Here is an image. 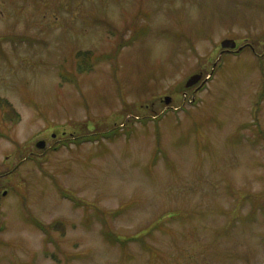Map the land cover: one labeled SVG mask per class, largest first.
Returning <instances> with one entry per match:
<instances>
[{
  "label": "rangeland",
  "instance_id": "rangeland-1",
  "mask_svg": "<svg viewBox=\"0 0 264 264\" xmlns=\"http://www.w3.org/2000/svg\"><path fill=\"white\" fill-rule=\"evenodd\" d=\"M0 99V264H264V0H0Z\"/></svg>",
  "mask_w": 264,
  "mask_h": 264
},
{
  "label": "trees",
  "instance_id": "trees-1",
  "mask_svg": "<svg viewBox=\"0 0 264 264\" xmlns=\"http://www.w3.org/2000/svg\"><path fill=\"white\" fill-rule=\"evenodd\" d=\"M1 101H3V99L1 100L0 99V102ZM5 101V100H4ZM0 105H1V103H0ZM5 105H8L7 106V108H1V109H3V110H8L9 112V114L10 113H13V115H14V117H15V119H16V121H15V123L18 121V115L17 114H14L15 113V111H14V108H12L11 107V105H9V104H7V103H5ZM12 121H14V119L12 118ZM254 126V128L255 129H253L254 130V133L256 134V140H254V143L253 142H251V143H253V144H255V142H257L259 139L258 138H260V139H264V134H263V131H262V129L258 126V124H254L253 125ZM262 137V138H261ZM165 160H166V162L167 163H169V159H167V157L165 156ZM64 192V191H63ZM64 195L66 194V193H63ZM263 195L262 194H257V196H256V200H261V199H263V197H262ZM72 200H73V203L74 202H76V207L77 206H80L79 205V203L77 202V200L76 199H74L73 197H72ZM256 204H258L259 202H255ZM263 203H259L258 204V206H261L262 208H263ZM239 208H236V207H233L232 208V210H231V212H228L229 213V215L228 216H226V219H227V221H226V223L224 224V226L225 227H228L230 224H231V226L228 228V232L232 229V227H233V221L235 220V218H236V216H239ZM95 214H96V216H97V219H98V221L99 222H101V223H103V227H105L104 229H103V231L101 232V234H102V236H103V239L105 240V242H106V244H108V245H110V246H118L119 248H120V250H121V252H123V254H124V252H125V249H127V246L129 245V243H132V242H139V243H142V244H140L141 246H146L145 245V242H143V240H144V237H143V235L141 236L140 235V233H138V234H136V235H132V236H127L125 239L124 238H120L118 235H115L109 228H108V226L106 225V220H105V216L103 215V213H101V211L100 210H98V209H95ZM116 213V212H115ZM115 213H110V215L112 216V217H115ZM180 213L178 212V211H175V212H172V213H169L168 215H166L167 217H169V218H171V219H173V218H176V217H178V215H179ZM164 216V215H163ZM179 217L180 218H183V215L182 214H180L179 215ZM249 218H253V215H249ZM229 219V220H228ZM88 222H90V220H88ZM34 224H35V227H37V229H39L40 231H42V232H44L46 235H50V233H51V231L52 230H54V229H56V222H53V223H51V225H44V224H42V223H39V222H36V221H34L33 222ZM58 223V222H57ZM159 223H161V218L157 221V223H153L152 225H150L148 228H147V232L150 230V228L151 227H153V226H157V227H159L160 225H159ZM225 233H226V231H225ZM144 234H145V231H144ZM130 246V245H129ZM78 257V256H77ZM54 259H55V257H54Z\"/></svg>",
  "mask_w": 264,
  "mask_h": 264
},
{
  "label": "water",
  "instance_id": "water-1",
  "mask_svg": "<svg viewBox=\"0 0 264 264\" xmlns=\"http://www.w3.org/2000/svg\"><path fill=\"white\" fill-rule=\"evenodd\" d=\"M220 47L222 50L230 51L234 50L236 48V42L233 39H224L223 41H220ZM240 50V48H239ZM200 77L198 75H194L189 78L188 82L185 85V88H190L193 84H195L197 81H199ZM169 97L167 98L166 104H169ZM45 143L43 141H40L36 143L37 148H43Z\"/></svg>",
  "mask_w": 264,
  "mask_h": 264
}]
</instances>
